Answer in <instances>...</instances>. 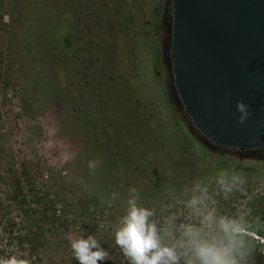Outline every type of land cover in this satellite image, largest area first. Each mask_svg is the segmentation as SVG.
Returning <instances> with one entry per match:
<instances>
[{
	"label": "rangeland",
	"instance_id": "obj_1",
	"mask_svg": "<svg viewBox=\"0 0 264 264\" xmlns=\"http://www.w3.org/2000/svg\"><path fill=\"white\" fill-rule=\"evenodd\" d=\"M140 1L0 0V197L20 181L22 205L10 208V219L23 228L33 219L39 227L30 244L38 252L34 264H79L70 238L80 235L94 236L107 250L103 264H129L113 234L129 188L159 216L172 194L217 171L192 172L194 155L183 132L184 138L176 135L184 127L200 133L173 87L166 7L153 27L161 51L153 73L169 98V140L154 134L156 116L149 120L133 100L138 95L152 109L158 104L136 39L150 25L143 14L131 18ZM206 141L214 155L255 165L254 172H238L245 194L220 199L219 208L230 214L234 201L244 202L249 242L264 252V151Z\"/></svg>",
	"mask_w": 264,
	"mask_h": 264
},
{
	"label": "water",
	"instance_id": "obj_2",
	"mask_svg": "<svg viewBox=\"0 0 264 264\" xmlns=\"http://www.w3.org/2000/svg\"><path fill=\"white\" fill-rule=\"evenodd\" d=\"M173 87L214 144L264 148V0H171ZM250 115L239 122L237 102Z\"/></svg>",
	"mask_w": 264,
	"mask_h": 264
},
{
	"label": "clouds",
	"instance_id": "obj_3",
	"mask_svg": "<svg viewBox=\"0 0 264 264\" xmlns=\"http://www.w3.org/2000/svg\"><path fill=\"white\" fill-rule=\"evenodd\" d=\"M239 122L250 115L243 101L237 102ZM99 161H90L95 170ZM247 181L240 173L222 168L207 179H197L171 203L154 208L140 203L138 189L128 190L123 215L113 226L116 245L129 264H250L251 248L247 234L244 202H233L234 212L220 210L219 200L244 195ZM112 194V199H117ZM71 250L79 264H103L107 250L92 235L70 238ZM0 264H27L13 255L0 258Z\"/></svg>",
	"mask_w": 264,
	"mask_h": 264
},
{
	"label": "trees",
	"instance_id": "obj_4",
	"mask_svg": "<svg viewBox=\"0 0 264 264\" xmlns=\"http://www.w3.org/2000/svg\"><path fill=\"white\" fill-rule=\"evenodd\" d=\"M131 3L134 4V2ZM165 7L166 13H171V3L167 5L163 0H141L135 8L137 11L131 15V18L135 20L138 15L143 14L146 22L150 25L148 29L149 34L139 35L136 39H138V43H142L144 51L143 60L146 62V69L153 79L152 93L150 95L157 94L158 104L156 109H152L151 107L143 106L142 99L138 95H134L133 100L138 107L142 108V111L148 112L150 115L149 120H153V117L156 116L152 122V126L156 129L154 134L161 135L164 139L169 140L170 134L166 133L167 125L165 124V117L170 111L169 98L167 97L164 82L159 78L160 76L153 73V68H160L158 65L161 59L160 41L158 37L159 30H153V27L160 21L162 15L161 10L163 8L165 9ZM166 24L170 27L171 20L169 17L166 19ZM65 40L68 44L70 43L68 37ZM130 72L131 67L128 70L129 77ZM182 132L185 138L182 136ZM176 135H180V137L182 136V138H184L185 146L193 153L194 163L191 166V170L192 172H198L199 176H202L208 170H219L222 168L231 169L236 172L248 173L255 171V165L253 164H247L244 161L234 162L222 155H214L212 147L206 141L207 139L201 134L200 136L195 134L187 127H184L181 132H176ZM132 150L133 148H128V151ZM261 171H264V168H262ZM23 196V186L20 181H17L14 187L9 189L5 197H0V258H7L15 255L18 259L26 261L27 264H34L39 260L38 252L34 249L33 245L30 246V244L40 233L38 230L39 227H36L33 219H29V222H27L28 228H23L20 223L10 219V214L12 212L10 208L13 206L19 211L20 206L17 205H22ZM31 221H33L34 225ZM249 246L252 250L250 264H264V252L260 251L259 247L252 242H249Z\"/></svg>",
	"mask_w": 264,
	"mask_h": 264
},
{
	"label": "flooded vegetation",
	"instance_id": "obj_5",
	"mask_svg": "<svg viewBox=\"0 0 264 264\" xmlns=\"http://www.w3.org/2000/svg\"><path fill=\"white\" fill-rule=\"evenodd\" d=\"M169 19H170V16H169ZM167 56H168V58H169V60H170V57H169V48H168V44H167ZM204 137V136H203ZM205 138V137H204ZM208 140V139H207ZM209 141V140H208ZM211 144H213V145H218V144H214V143H212L211 141H209ZM222 146H224V145H222ZM226 147H230V146H226ZM232 148H235V147H232ZM257 148H259V149H262V150H264V148L263 147H257ZM238 149V148H237ZM244 149H247V148H244ZM244 149H238V150H244Z\"/></svg>",
	"mask_w": 264,
	"mask_h": 264
}]
</instances>
